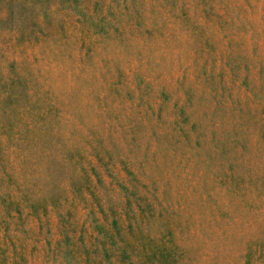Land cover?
<instances>
[{
	"label": "rangeland",
	"instance_id": "obj_1",
	"mask_svg": "<svg viewBox=\"0 0 264 264\" xmlns=\"http://www.w3.org/2000/svg\"><path fill=\"white\" fill-rule=\"evenodd\" d=\"M28 2L5 22L0 6V75L14 60L29 78L25 108L46 111L78 154L36 143L46 155L31 163L44 168L52 153L47 170H8L30 180L37 211L21 206L4 223L0 264H57L60 212L88 245L89 211L104 222L95 201L107 222L116 211L128 264H264V0H79L83 16L63 1ZM91 146L111 170L85 169L96 167ZM117 182L151 209L126 216ZM2 217L0 203V238Z\"/></svg>",
	"mask_w": 264,
	"mask_h": 264
},
{
	"label": "trees",
	"instance_id": "obj_2",
	"mask_svg": "<svg viewBox=\"0 0 264 264\" xmlns=\"http://www.w3.org/2000/svg\"><path fill=\"white\" fill-rule=\"evenodd\" d=\"M15 1L18 2L19 9L22 11L21 14L33 10V8L28 5V0H0V6L3 9L2 13L5 16L1 22L9 21L10 16L13 14L12 5ZM58 1L60 3L62 1L66 2L69 8L78 10L79 15H84L78 7L79 0ZM178 10L181 12L185 11L182 7H179ZM190 27L198 29L203 26L197 24L191 25ZM13 29L14 28H12V30ZM30 39V37L22 38V40H25L24 42L29 43L32 41ZM2 57L3 56L0 58ZM6 70L5 75H0V140L3 141L0 142V186L2 187L0 188V203L3 207L2 218L5 219L1 221V223H3L1 226H3L4 237L0 239L5 240L4 242L7 241L8 235L7 226L5 224L9 219H12V216H14L13 214L20 216L21 206L32 213L37 211L35 209L36 202L30 195V180L24 178L22 182L19 183L14 179L13 174L8 172V170H47V167L50 166L54 159L52 153L46 157L47 160L44 168H39L35 163H31L32 154L38 155L39 158H43V155H46L44 152L46 147H43V150L36 149V151L33 152L31 147H35L36 143H45L44 146H47L49 145L48 142H50V140L54 143H57V141L60 140V142H58L59 146L57 145L51 150L52 152L57 153L56 156L64 154L66 160L75 161V157L78 154V149H76V147L73 148L72 146L67 145V143H64L65 139L61 136L58 128H56L57 121L54 123L46 121V111H40L29 107L25 108V102L30 98L28 92L30 89L28 86V75L18 72L14 60L6 66ZM244 85L247 86V84ZM182 91L186 97L189 95L186 88ZM174 109L175 111H179L181 114L180 116L185 115L183 120H186L187 122L189 119V112L188 110L186 111V106H177V104H174ZM195 126L196 125L193 124L189 127L194 130ZM180 132L183 133L184 136L187 134V130L184 132L183 129H180ZM2 137H4V139H1ZM90 153L94 156L96 167L94 164H91L88 169L85 168L86 170H98L99 168L100 170H111V166H108L109 163H103V159H100L99 152H97L96 148L91 146ZM7 154L9 157L12 155L13 159V162L10 159L8 168L5 166V163L8 161ZM28 163H30L31 166L28 165ZM117 165L118 169L123 170L128 178L135 177V174L129 167L130 162L126 163L123 158H119L117 160ZM2 170H5L3 171L4 173ZM105 175L108 178L112 177V174L108 172H106ZM97 179L100 180L99 177H97ZM240 180H243V178H240ZM5 183H13L12 185L15 187V191L11 192L6 189ZM117 185L120 188L123 198L121 209L123 210L124 206L126 216V207L130 210L132 205H134L136 207L135 209L140 212L144 207L151 209L148 202L138 195L133 186L129 188L125 185H121V182H117ZM74 189L73 192L75 194L79 192ZM53 198L55 197H49L51 206L58 209V198L52 200ZM95 203V209H97L99 215H102L100 219H103L104 222H99V218L94 216V211H89L88 215H91L90 227L92 232L95 233V236H93V239L88 245L83 242L82 234H79L76 238L77 244H75L73 241L74 230L72 226H67L62 223L70 212L65 211L64 213H58L61 222L60 229L62 235L56 244V254L53 256V259L55 258L57 260V264H81L82 262L83 264H115L112 257L118 259V264H128L130 257L126 247H117V242L120 240L122 243L124 237L122 235L123 229L119 226L118 219L115 217L116 211L114 210L112 212V217L110 221L107 222L108 217L106 216L105 209L99 201H95ZM12 212L13 214H11ZM134 220L135 216L129 218L130 223L128 227H132L131 223H133ZM106 226L107 229H105ZM127 247H129V244H127ZM4 250L5 249L2 248V245L0 244V255L5 253Z\"/></svg>",
	"mask_w": 264,
	"mask_h": 264
}]
</instances>
